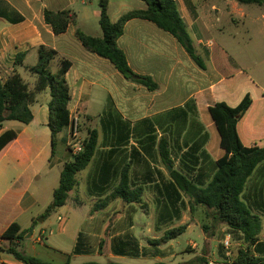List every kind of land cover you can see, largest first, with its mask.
Returning a JSON list of instances; mask_svg holds the SVG:
<instances>
[{"label": "crops", "instance_id": "1", "mask_svg": "<svg viewBox=\"0 0 264 264\" xmlns=\"http://www.w3.org/2000/svg\"><path fill=\"white\" fill-rule=\"evenodd\" d=\"M175 1L188 31L196 30L197 34H201L199 29H207L202 24L205 16L213 13L221 16L230 9L242 16L247 15L241 4L233 0ZM144 8L142 0H109V15L113 23L129 11ZM46 10L74 11L78 16L77 26H70L63 34H54L45 22ZM100 14L99 0L96 4L94 0H0V79L5 81L17 72L33 91L37 76L30 68L37 64L41 46L58 52V58L51 64L56 68L53 73L59 70L61 59L71 62L66 79L71 91L69 110L79 122L78 139L81 125L85 129L81 133L82 140L79 139L82 143L88 130L95 129V121L99 120L101 130L96 129L99 135L96 154L89 166L78 173V184L70 193L67 204L71 200L73 208L77 205L86 207L87 218L91 222H95L100 213L108 219L112 216L128 219L124 228H114L108 244V262L118 260L126 264L129 259L150 255L154 264H173L166 260L165 251L160 249L166 244L156 246L151 240L148 245H143L136 236L133 237L131 212L138 204H128L120 198L112 199L101 209L97 208V204L119 185L125 167L130 168L132 184L145 188L143 201L146 193L151 191L157 203L165 204L162 182H169L170 172L160 155L162 138L168 140L167 152L173 160L172 170L181 169V156L195 140L207 138L203 149L209 159L202 165L210 164L216 170L215 163L225 155V151L220 146V134L209 108L218 102L237 107L250 94L253 103L238 124L239 134L245 145L264 147V80L255 83L249 78L244 83L240 70L230 75L214 76L206 61V70H202L171 34L150 21L133 19L126 24L118 45L135 74L150 76L159 85L157 90L151 91L127 80L109 60L85 49L76 37V28L101 37ZM259 39L264 43V38ZM193 42L200 57L209 61L213 59L216 43L203 38H198L197 44ZM18 55H24L21 65L16 64ZM50 101L51 90L47 88L36 94V100L30 106L34 116L30 124L5 121L0 125V137L7 131L17 133V138L0 153V248L15 246L13 241L2 235L11 225L19 224L24 236L23 240L16 241V245L27 256L53 264H65L73 259L96 255L100 257L105 255L103 247L102 252L85 254L88 249L81 246V241L84 244L86 240H82L83 232L79 229L69 240L75 246L80 245L76 249L86 250L83 254L75 253V246L72 251H66L63 247L65 242L63 244L58 239L49 237L44 243L41 235L51 227L47 223L53 214L67 206L58 208L48 218L44 217L53 203L64 164L72 159L69 127L66 128L67 135L61 132L57 136L53 154L52 132L48 126ZM122 105L128 108L131 115L122 111ZM59 150L60 157L57 156ZM175 160L178 168L175 167ZM244 200L262 219L263 226V217L256 208H264V163L249 180ZM172 213L175 218H180L175 211L164 210L160 212L157 223L171 219ZM59 217L61 215L57 220ZM41 218L43 222H39ZM63 218L64 222H59L60 233L68 221L67 215ZM101 222L105 226V221ZM128 234L132 235V241L124 238ZM134 243L140 250V254L135 256L129 253ZM87 262L97 261L83 263ZM0 264L24 263L0 250Z\"/></svg>", "mask_w": 264, "mask_h": 264}, {"label": "trees", "instance_id": "2", "mask_svg": "<svg viewBox=\"0 0 264 264\" xmlns=\"http://www.w3.org/2000/svg\"><path fill=\"white\" fill-rule=\"evenodd\" d=\"M144 9L127 12L113 23L109 15V0H99L100 26L102 36L86 34L76 28V37L83 47L98 56L109 60L118 72L127 80L141 84L151 91L159 88L150 76H139L131 69L126 54L119 47L118 40L123 36L126 24L133 19H142L154 23L161 30L171 34L185 49L190 58L202 69L206 70L204 59L195 49L187 25L181 17L175 0H142ZM244 5H258L264 7V0H233ZM45 22L50 25L54 34L65 33L70 26H77V14L72 10L49 11L46 10ZM58 58V52L52 48L41 46L38 50V62L30 68L37 76L35 89L32 91L22 76L17 72L11 74L7 80L0 79V125L5 121H19L30 124L33 113L30 106L36 100V94L47 88L51 90L49 104L48 126L52 132L53 154H55L57 136L70 125L69 103L71 91L66 79V74L71 68V62L60 60V68L56 73L51 71V64ZM24 55L16 57V64L21 65ZM135 77H138L135 79ZM252 98L247 94L237 107H230L225 102H218L209 108V113L220 134V146L225 155L215 163V173L207 184L200 177L197 179L195 172L204 161L209 159L203 149L207 138L195 140L182 156L181 169H173L170 180L162 182V190L166 199L163 210L180 214V205L183 197L188 198L190 209L202 206L211 211V216L216 224L223 223L235 233L241 235L242 248L234 259V264H264V242L262 233V219L254 214L252 208L244 200V194L251 177L257 168L264 163V147L247 146L242 141L238 124L252 106ZM98 131L89 129L83 141V149L72 159L64 164L58 188L53 194V203L47 208L44 217L48 218L58 208L67 204L70 193L78 184L77 175L85 170L93 160L98 148ZM17 138L15 131H7L0 137V153ZM162 162L173 168V160L167 152L168 140H160ZM160 189L159 186H156ZM143 186H134L130 178V168L125 167L121 174L119 185L114 189L97 208H104L112 199L120 198L128 204H141L143 202ZM36 224V223H35ZM187 230L186 226L169 229L164 236L152 243L156 246L167 244L177 239ZM19 224H13L2 235L3 238L14 242L16 246L0 248V250L13 255L24 264H53L41 259L27 256L18 250L16 241L23 240ZM102 248V244H101ZM129 253L139 255L140 250L136 243ZM80 251V249H77ZM65 264H72L70 261ZM83 264H101L87 262ZM106 264H120L109 262ZM163 264V263H161ZM191 264V263H190Z\"/></svg>", "mask_w": 264, "mask_h": 264}, {"label": "rangeland", "instance_id": "3", "mask_svg": "<svg viewBox=\"0 0 264 264\" xmlns=\"http://www.w3.org/2000/svg\"><path fill=\"white\" fill-rule=\"evenodd\" d=\"M94 1L96 4L97 0ZM241 6L245 10V13H247L246 16L237 14L231 9L225 11L221 16H216L213 13L208 17L205 16L202 20V24L204 23L206 25V30L203 28L199 29L201 34H197L198 32L196 30L189 29V34L196 44L198 38L216 43V52L211 61L202 56L209 66V71L214 72V76L230 75L240 70L243 73L240 75V78L243 79L244 83L249 78L255 83H261L264 80V43L259 38H264V19H261L262 15H264V7L244 4H241ZM166 36L170 38L168 34ZM51 68V71L56 69L55 65ZM122 111L127 113V115H131L128 112V108L123 105ZM206 115L210 117L209 113H206ZM93 128L101 130L99 120L95 121ZM84 130L81 125L80 140H82L81 133ZM62 134L67 135V129H64ZM64 152L63 150L62 153ZM57 156H61L60 150ZM175 167H179L177 160H175ZM214 172L215 168L207 164L202 165L195 172L194 176H197V179L200 177L204 184H207ZM165 173L168 174V171L165 170ZM152 194L151 191H148L145 195V201L141 204L134 205L131 212V221L134 227L133 237L136 236L141 244L148 245L151 240L162 238L169 229L187 226L188 230L184 234L169 244L160 246V249L165 251L168 262L173 264H234V259L242 248L240 234L232 232L226 224H216L211 216V211H207L202 206L195 207L194 210H191L187 197L184 198L183 203L180 205V218H175L172 213L171 219L157 223L160 212H163L164 208L156 202ZM71 204L72 202L70 200V203L68 202L65 209L60 210L57 214H53L51 220L47 223L51 224V227L41 234L44 238V243L47 242V238L49 237L52 240L58 239L63 244L65 242L63 247L66 248V251H72L75 245L72 244L73 242L69 238L72 239L74 231L79 229L83 232L82 240L83 238L86 240L85 245L81 241V246L88 249L85 254L90 253V255H94L98 253L101 250L102 244L105 255H101L100 257L96 255L95 257H86L85 259H73L71 263L79 264L86 261H97L98 263L106 264L109 261L107 259L108 244L112 233L115 231L114 228H124L128 223V219H120L118 216L114 218L112 216L108 219L106 215L100 213L98 219L95 222H91L87 218L88 209L86 207L77 205L73 208ZM256 210H259L263 217V231L260 238L264 240V208H256ZM58 215H61L62 218L67 215L68 218L62 233L59 230ZM126 216L128 217V214ZM101 221H105V226ZM100 226L103 227L102 231ZM39 227L42 226L39 225ZM133 237L129 234L124 236V238L130 240ZM66 238L67 240H65ZM228 239L229 247L227 248L225 242ZM79 246H75L73 251L77 254H83L86 250L78 251L76 248ZM150 258L151 256L147 255L129 259L125 263L154 264L153 259ZM113 261L124 264V262H118V260Z\"/></svg>", "mask_w": 264, "mask_h": 264}, {"label": "built area", "instance_id": "4", "mask_svg": "<svg viewBox=\"0 0 264 264\" xmlns=\"http://www.w3.org/2000/svg\"><path fill=\"white\" fill-rule=\"evenodd\" d=\"M70 133H71V143H70V148H71V153L72 155H76L79 152L82 151L83 149V143L79 141L78 139V133H79V122L76 118H74L72 116V113H70ZM59 222L63 223L64 222V218L59 217ZM226 247H229V239L226 240L225 242Z\"/></svg>", "mask_w": 264, "mask_h": 264}, {"label": "water", "instance_id": "5", "mask_svg": "<svg viewBox=\"0 0 264 264\" xmlns=\"http://www.w3.org/2000/svg\"><path fill=\"white\" fill-rule=\"evenodd\" d=\"M138 77H135V79H137ZM169 171L171 172L172 171V168L171 167H169ZM39 222H43V218H41L40 220H39ZM30 235L32 236V232H30Z\"/></svg>", "mask_w": 264, "mask_h": 264}]
</instances>
